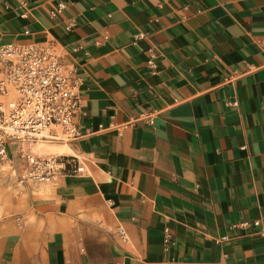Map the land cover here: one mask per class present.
<instances>
[{"label":"crops","instance_id":"crops-1","mask_svg":"<svg viewBox=\"0 0 264 264\" xmlns=\"http://www.w3.org/2000/svg\"><path fill=\"white\" fill-rule=\"evenodd\" d=\"M64 1L0 0V46L54 44L82 81L83 137L33 151L85 170L22 183L9 140L0 264H264L234 227L264 220V0Z\"/></svg>","mask_w":264,"mask_h":264},{"label":"built area","instance_id":"built-area-1","mask_svg":"<svg viewBox=\"0 0 264 264\" xmlns=\"http://www.w3.org/2000/svg\"><path fill=\"white\" fill-rule=\"evenodd\" d=\"M53 3L50 16L66 10L64 0ZM27 5V0H21ZM72 25L69 26V29ZM144 35L138 36L142 39ZM156 57L148 61L154 68ZM81 79L54 44H10L0 46V161L8 156L10 139L21 141L26 163L21 182H53L61 175L85 173L78 157L38 155L33 149L46 144L70 146L83 137L78 119L83 113L79 97ZM153 124V118L140 119ZM253 229L264 237V220L234 226ZM121 235L125 233L121 230Z\"/></svg>","mask_w":264,"mask_h":264},{"label":"rangeland","instance_id":"rangeland-1","mask_svg":"<svg viewBox=\"0 0 264 264\" xmlns=\"http://www.w3.org/2000/svg\"><path fill=\"white\" fill-rule=\"evenodd\" d=\"M10 189L12 196L17 193L16 175L12 173L10 168L0 164V198L3 192Z\"/></svg>","mask_w":264,"mask_h":264}]
</instances>
